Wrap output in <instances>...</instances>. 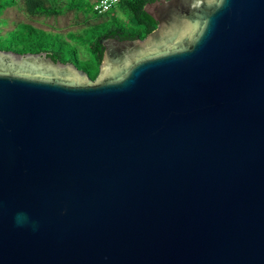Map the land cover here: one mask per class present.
<instances>
[{
  "label": "water",
  "instance_id": "95a60500",
  "mask_svg": "<svg viewBox=\"0 0 264 264\" xmlns=\"http://www.w3.org/2000/svg\"><path fill=\"white\" fill-rule=\"evenodd\" d=\"M144 10L94 79L0 50V264H264V0Z\"/></svg>",
  "mask_w": 264,
  "mask_h": 264
},
{
  "label": "rangeland",
  "instance_id": "374dc122",
  "mask_svg": "<svg viewBox=\"0 0 264 264\" xmlns=\"http://www.w3.org/2000/svg\"><path fill=\"white\" fill-rule=\"evenodd\" d=\"M26 1L0 0V50L13 51L15 53H36L43 46L46 49H50L52 46L57 50L61 48V62H70L78 69L84 70L88 75L95 74L98 68L95 53L91 48L96 37L111 28L134 31L140 27L136 25L125 9L118 5L111 8L104 15H98L92 10L90 0H76V2L82 4L81 10L83 9L87 13H92L91 22L87 18H84L82 12L67 9L64 0H52L58 3L60 1L64 2L65 5L60 4L61 8L67 10L56 15L41 12L34 16H29L30 22H34L39 27L36 29V32H30L31 30L28 27L21 24L17 25L18 27L14 32H6L9 25L7 18H5V12L10 10L9 6L12 5L19 7L20 10H24ZM42 1L45 7L51 4L50 1ZM55 7L57 12L62 10L58 6ZM22 20L29 21L27 17H21L18 12L16 21ZM73 29L77 30L74 31ZM142 36L145 37L146 35L142 33Z\"/></svg>",
  "mask_w": 264,
  "mask_h": 264
},
{
  "label": "trees",
  "instance_id": "16d2710c",
  "mask_svg": "<svg viewBox=\"0 0 264 264\" xmlns=\"http://www.w3.org/2000/svg\"><path fill=\"white\" fill-rule=\"evenodd\" d=\"M50 1L51 4H49L48 7L44 6V3L42 0H27L24 5V11L26 13H29L30 15L37 14V13H44V14H60L64 10L67 9H74V10H81L80 3L76 2V0H64L66 4V8H61V5H65L64 2L60 1L58 3L57 1L53 2ZM154 0H119L118 6H121L125 9V11L130 15L131 19L135 21L136 25L140 26L134 31H128L123 29H114L111 28L107 32L103 33L102 35L96 37L95 41L92 43L91 48L93 52L95 53L96 62L99 66V63L102 58L103 53V46L100 44V40L105 37H117L119 39H135V38H142V33L145 35L151 32L153 29H155L157 22L144 10V5L146 3H150ZM61 4V5H60ZM58 6L62 10L57 12L55 9ZM83 10V9H82ZM96 13V12H95ZM97 14V13H96ZM103 15V14H102ZM23 26L28 27L31 31L30 32H36V28L31 26L30 24H23ZM61 47V46H60ZM44 51L46 52L47 56H50L53 60H60L62 56V49L58 48L55 49L53 46L50 49H46L44 46L40 47L39 52ZM98 73V68L96 69L95 74L88 75L91 79H94Z\"/></svg>",
  "mask_w": 264,
  "mask_h": 264
},
{
  "label": "crops",
  "instance_id": "0c3cea01",
  "mask_svg": "<svg viewBox=\"0 0 264 264\" xmlns=\"http://www.w3.org/2000/svg\"><path fill=\"white\" fill-rule=\"evenodd\" d=\"M91 3L93 4L94 0H90ZM10 10H7V12H5V18H7L8 20V28L6 29V32L12 31L14 32V30L18 27L17 25L21 24H30L31 26L35 27L36 29L39 28L37 27L34 22H30V18L28 13L26 14L24 10H20L19 7H14V5L9 6ZM93 10V9H92ZM75 11V10H74ZM80 12H82V15L84 16V18H87L88 20L91 21L92 19V13H87L84 10H79ZM18 12L20 13L21 17H27L28 20H22V21H16V17L18 16ZM35 14H33L32 16H34ZM104 15V14H103ZM92 22V21H91ZM90 22V23H91ZM74 31L77 29H73ZM60 31V30H59ZM70 31V30H69ZM68 32V31H67Z\"/></svg>",
  "mask_w": 264,
  "mask_h": 264
},
{
  "label": "built area",
  "instance_id": "2783aa9c",
  "mask_svg": "<svg viewBox=\"0 0 264 264\" xmlns=\"http://www.w3.org/2000/svg\"><path fill=\"white\" fill-rule=\"evenodd\" d=\"M119 0H94L92 9L98 15L105 14L118 4Z\"/></svg>",
  "mask_w": 264,
  "mask_h": 264
},
{
  "label": "clouds",
  "instance_id": "9594fccd",
  "mask_svg": "<svg viewBox=\"0 0 264 264\" xmlns=\"http://www.w3.org/2000/svg\"><path fill=\"white\" fill-rule=\"evenodd\" d=\"M15 222H16L17 226H24V225H27L30 223L29 217L24 213H18L15 217ZM31 227L33 228V230H36L38 225L35 222H32Z\"/></svg>",
  "mask_w": 264,
  "mask_h": 264
},
{
  "label": "flooded vegetation",
  "instance_id": "af4514ba",
  "mask_svg": "<svg viewBox=\"0 0 264 264\" xmlns=\"http://www.w3.org/2000/svg\"><path fill=\"white\" fill-rule=\"evenodd\" d=\"M125 39V38H124ZM120 40H122V39H120ZM103 54V53H102ZM102 57H103V55H102Z\"/></svg>",
  "mask_w": 264,
  "mask_h": 264
}]
</instances>
